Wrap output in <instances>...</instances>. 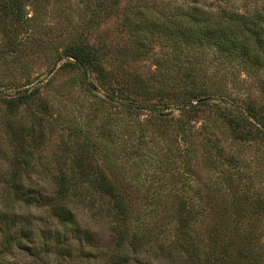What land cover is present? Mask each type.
<instances>
[{"label": "rangeland", "instance_id": "1", "mask_svg": "<svg viewBox=\"0 0 264 264\" xmlns=\"http://www.w3.org/2000/svg\"><path fill=\"white\" fill-rule=\"evenodd\" d=\"M10 2L21 4L23 20ZM191 5L203 12L264 15V0H0V224L22 219L40 230L36 249L1 231L0 264H120L121 245L130 264H142L151 257L128 250L133 234L150 229L159 241L146 247L184 241L177 220L184 201L198 211L189 216L185 241L200 239V250L207 251L219 242L213 232L220 231L243 249L245 264H264V65L243 68L202 49H187L183 58L185 52L179 56L161 33L140 45L130 26L140 16L163 22ZM79 37L104 52L106 83L95 73L88 79L109 93V101L89 94L81 85L82 71L65 64L64 49ZM186 66L200 69L197 82L209 93L193 102L197 110L180 114L187 123L182 130L172 120L179 116L173 105L160 109L176 99L160 94L174 77L181 81L172 93L185 98ZM34 91L32 105L18 96ZM144 100L157 109L127 111ZM254 111L259 119L252 126L229 124V118ZM78 144L87 145L82 156L104 167L127 198V217L118 230H111L116 225L107 212L98 217L72 205L76 225L96 239L92 246L79 241L74 224H59L47 204H27L3 183L21 168L26 187L53 190L51 177L70 163ZM55 230L59 243L47 235ZM184 260L180 264H189Z\"/></svg>", "mask_w": 264, "mask_h": 264}, {"label": "trees", "instance_id": "2", "mask_svg": "<svg viewBox=\"0 0 264 264\" xmlns=\"http://www.w3.org/2000/svg\"><path fill=\"white\" fill-rule=\"evenodd\" d=\"M9 7L17 10L16 17L21 20L24 19L21 16V4L10 2ZM163 20V22H157L151 20V18L140 16L135 22H132L133 24H130V26L133 25L132 27L135 29L137 42L142 45L144 38L147 39L154 33H161L166 40L171 42L179 56L187 49H202L212 52L219 60L227 59L228 62H234V64L243 66V68L250 65L260 68L264 65V15L260 11H256L251 15L235 11L226 12L224 8H219L217 12H203L196 6L191 5L186 9L180 8L177 13L170 17H165ZM13 43L18 49V43L14 41ZM7 46H11V43ZM7 50L9 51L8 48ZM1 52H5L4 48ZM10 52H13V50H10ZM103 53L101 48L90 44L86 39L80 40L79 37L77 42H72L64 49L62 55L68 58L65 64L74 66L82 71L83 80L81 85L84 86L89 94L95 98L97 96L100 97L97 94H102L100 98L104 101H109L111 100L109 93L88 79L89 74L95 73L99 81L106 83L105 78L107 74L103 64ZM185 57L186 52L183 55V58ZM180 65L177 66L178 69L182 68V65ZM199 75L200 69L196 67L188 68L186 66L182 70V77L187 80V83L183 85L185 86L183 90L185 98L183 99H179L182 95L181 93L178 95L172 93L176 87L175 84H178L181 80L177 79L176 81L173 77L170 79L172 83L169 81L164 88H161V97L169 95L164 96V98L171 96L173 97V101L176 99L177 102L174 101L173 104L164 103L163 105L161 103L160 109L164 111L173 105L174 109L178 110L179 116L172 120L182 130L187 128V123L183 122L180 114L187 116L197 110V103L193 104V102L207 98L209 93L205 84L197 82ZM161 76L163 77L162 74ZM18 94L24 103H31V105L34 99L37 98L36 91L32 93L19 92ZM118 103L120 104L121 102L118 101ZM153 107L155 108L156 106L149 102V100H144V102H139L136 105L127 106V111L133 112L136 109L151 111ZM169 115L170 117H174L168 112L163 114L165 117ZM258 119L255 111L252 114L242 112L240 119L237 117L233 119L229 118V124L233 126L237 125L238 127L245 125L252 126ZM239 121L240 123H238ZM103 129L105 130V128ZM86 148L87 145L81 146L78 144L76 154L69 158L70 163L61 168L57 174H53L51 177V182L54 185L53 190L51 189L43 193L33 187H26L21 177V168L15 169L9 174V178L3 180V183L10 192L27 204H35L36 206L47 204L50 207L51 216L59 224H74L79 241L92 246L96 239L91 231L82 230L76 225V214L73 211L72 205L79 204L98 217L103 215L102 211L107 212L108 217L110 216L111 221L116 225L111 230H118L120 225L126 220L128 210L125 193L121 192L119 186L110 180L105 168L99 167L82 156L85 154ZM180 206L177 220L181 224L180 229H185L183 234L184 241L176 238L167 247H158L157 245L153 247L154 244L146 247V245H150L149 241L157 243L159 240L154 238L152 234H148L150 229H146L140 222L139 224L146 230L140 231L139 236L136 233L133 234L132 241L130 242L131 249L128 250L137 252L138 254L144 251L147 255L150 254L149 257L156 259L158 263L160 260H166L175 264L185 263L184 259L187 256L189 264H245L243 261L244 256L242 255L243 249L237 248L239 245L235 247L234 240H224L220 231L213 232L212 238H215L219 242L210 243L207 251L200 250V239H186L187 241H185V236L190 235L189 216L193 213L194 217L198 211H196L195 205L191 201H184ZM140 225L136 227V230L142 229ZM8 230L9 236L13 239L23 238L31 243L33 249H36L35 246H38L36 239L40 230L34 226L30 227L27 221L22 219L20 221L14 220L9 224L7 223V218H5L3 223L0 224L1 235L8 236ZM10 230L12 231L10 232ZM47 235L53 238L56 243H59L60 236L57 230L54 232L48 231ZM122 235V233L117 235L121 239L118 240L119 245L125 239L122 238ZM123 248L125 247L121 245L119 248L120 253L116 254L118 263L130 264L127 251ZM202 252L206 254L202 255ZM151 258L150 260L147 259L148 261L144 260L142 264H153Z\"/></svg>", "mask_w": 264, "mask_h": 264}]
</instances>
